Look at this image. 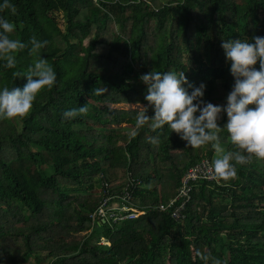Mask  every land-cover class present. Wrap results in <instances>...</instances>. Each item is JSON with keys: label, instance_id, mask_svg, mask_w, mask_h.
<instances>
[{"label": "trees", "instance_id": "trees-1", "mask_svg": "<svg viewBox=\"0 0 264 264\" xmlns=\"http://www.w3.org/2000/svg\"><path fill=\"white\" fill-rule=\"evenodd\" d=\"M10 2L15 14L0 15L26 47L14 68L0 61V87L26 83L13 73L36 59L31 37L48 41L39 54L56 83L24 117L0 120V264H209L206 254L221 264H264V159L237 164L228 181L199 182L177 221L150 207L174 197L187 170L212 161L214 149H193L166 125L153 130L151 119L128 135L138 105L154 114L140 79L152 70L184 72L193 85L206 84L205 101L223 105L234 77L221 42L264 36V0ZM80 105L86 114L62 118ZM226 122L221 113L220 144L238 151ZM101 174L111 193L120 192L121 176L134 178L133 202L146 212L122 223L93 220L103 201Z\"/></svg>", "mask_w": 264, "mask_h": 264}, {"label": "clouds", "instance_id": "clouds-1", "mask_svg": "<svg viewBox=\"0 0 264 264\" xmlns=\"http://www.w3.org/2000/svg\"><path fill=\"white\" fill-rule=\"evenodd\" d=\"M6 9L12 14L16 12L10 0H0V13ZM14 31V24L0 15V61L4 68H14L17 51L26 47L21 40L12 38ZM29 44V54H35L36 59L23 74L13 73L14 76L27 78L23 87H0V120L24 117L31 110L38 93L56 83V72L39 54L48 41L31 37ZM221 47L226 60L230 61V73L234 77L223 105L205 101L206 84L193 85L184 72L152 70L142 74L140 79L147 85L145 100L154 114L149 117L147 106H141L135 116V126L128 135L135 138L151 119L153 130L166 125L193 149L210 143L218 154L212 161L213 173L217 179L228 181L236 176L237 164L245 165L253 157L264 159V36L225 39ZM257 62L258 69L255 67ZM93 91L99 95L107 89L102 87ZM86 113L87 107L80 105L65 110L62 118L70 120ZM221 113L227 116L223 128H226L231 143L238 151H225L220 144L218 133L222 127L218 125V120ZM149 139L153 144L158 143L155 137ZM201 260L221 264L217 258L207 254Z\"/></svg>", "mask_w": 264, "mask_h": 264}, {"label": "built area", "instance_id": "built-area-1", "mask_svg": "<svg viewBox=\"0 0 264 264\" xmlns=\"http://www.w3.org/2000/svg\"><path fill=\"white\" fill-rule=\"evenodd\" d=\"M100 177L103 178V201L98 210L91 215L93 220L98 223L106 220H111L112 224L122 223L125 220L138 218L146 212L133 202L135 190L139 185L134 178L129 175L122 182L114 183V185H122V188L120 192L111 193L112 184L104 178L103 174ZM201 181L219 183V179L215 177L212 170V161L207 158L200 160L187 170L174 197L168 202L151 206L150 209L168 212L173 219L184 221L187 216V207L193 199V190ZM104 243L109 244L105 241Z\"/></svg>", "mask_w": 264, "mask_h": 264}, {"label": "rangeland", "instance_id": "rangeland-1", "mask_svg": "<svg viewBox=\"0 0 264 264\" xmlns=\"http://www.w3.org/2000/svg\"><path fill=\"white\" fill-rule=\"evenodd\" d=\"M61 23H62V21H61ZM138 106L140 108L142 105H138ZM125 108H126V106H125ZM217 155H218L217 153L214 154V157H213L212 161L217 157ZM125 176H121L120 178H118V180H116V182L117 183L122 182L123 180H125L127 178V176L126 177ZM103 241H105V240H103ZM30 263H32V261Z\"/></svg>", "mask_w": 264, "mask_h": 264}]
</instances>
